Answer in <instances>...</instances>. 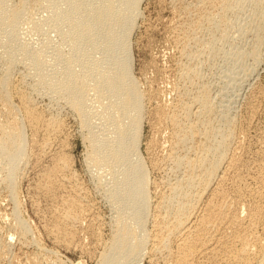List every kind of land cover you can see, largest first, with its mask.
Masks as SVG:
<instances>
[{"label":"rangeland","instance_id":"obj_1","mask_svg":"<svg viewBox=\"0 0 264 264\" xmlns=\"http://www.w3.org/2000/svg\"><path fill=\"white\" fill-rule=\"evenodd\" d=\"M217 1L213 0L212 3V0H141L138 15L125 45L108 38L98 41L92 47L86 44L87 41L81 43L82 64L75 65V72L80 74L83 66L92 76L112 73L116 71L117 63L124 60L128 63L130 77L135 80L144 96L136 145L132 150H124L126 165H115L112 168L96 165L89 159L91 144L88 134L101 139L103 146L107 147L108 144L114 143L117 132L115 121L106 116L107 110L104 111L101 107L108 105V97L112 99L104 85H99L105 93L104 97H99L93 90L85 94L87 126H84L80 114L72 108L59 89L57 77L64 75L65 56L73 48V41L65 33L68 27L57 13L56 8L61 4L60 0H26V5L15 24H0V78H9L12 89H19L28 96L27 99L32 101L42 120L35 132L19 113V103L15 99L12 100L26 147L24 158L22 157L17 168L16 193L13 196L15 200L11 198L12 194L5 182L8 165L0 150V264H96L100 253L106 250L110 243L117 216L129 215L130 195L124 187L122 177L127 167L135 166L137 160L144 166L146 194L150 201V209L146 212L148 222L146 221L144 226L148 233L153 229L151 217L157 211L156 206L161 202L166 203L165 206L168 207L166 199L175 198L177 186L182 185L187 189L190 187L189 192H197L198 186L191 187L187 182L189 174L185 161L197 157L202 144L215 145L220 141L218 129H223L226 135L231 133L228 136L230 142L224 147L226 150L219 172L225 167V161L236 153V158L240 161L238 171L243 176L246 171L253 173L251 164L253 165L252 162L264 148V95L261 93L264 89V42L261 41L264 40V19L261 20V16L264 13L259 12L260 7L256 6L259 3L251 0H238L231 9H224V5ZM7 5L15 8L18 1L7 0ZM208 13L214 15V18L217 17L213 19V23L210 22L213 26L209 25V21L202 19L210 16ZM218 17L220 20L216 22ZM202 20L206 26L198 24V21ZM220 21L222 27L219 25ZM214 27H217V30ZM209 35L211 37L208 39ZM206 39L210 44L212 42V46H209ZM212 39L213 41H210ZM259 41L263 45L258 46ZM203 90L214 108L210 115L213 125H209V128H217L214 135L209 137L210 140L205 135L207 128L200 123L203 116L198 113L199 104L194 100ZM184 103L189 106L188 114L182 113ZM170 111H176L182 116L181 125H196L197 132L194 137L177 141V136L166 118ZM8 112L0 106V124L11 119ZM223 113L226 116L230 113L227 116L228 124L227 120L222 122ZM52 118L59 122V126L56 131L47 134L49 143L44 145L45 122ZM214 128H211V131ZM180 159H183V162L179 164ZM63 160L65 167L59 168L60 171H57L54 180L57 183L55 187L58 188H54L49 196L42 192L40 194L41 190L35 187L40 181L39 174L49 170L57 162L63 163ZM233 187L231 180L224 184L227 194L232 192ZM207 189L201 192L203 200L208 198ZM199 207L201 208V203L196 206L193 216L200 211ZM69 208L73 211L77 209L76 212L83 210L81 217L78 220H66L65 212ZM16 213L20 214L18 216L27 224L28 232L25 234L18 229ZM56 228L59 234L61 231L69 232V237L57 238V242L51 235L56 233ZM8 239L6 249L3 242ZM150 242L149 240L145 243L142 254L144 259L151 247ZM163 257L165 256L160 255L157 263H161ZM142 258L139 261L132 260L131 264H147Z\"/></svg>","mask_w":264,"mask_h":264},{"label":"bare ground","instance_id":"obj_2","mask_svg":"<svg viewBox=\"0 0 264 264\" xmlns=\"http://www.w3.org/2000/svg\"><path fill=\"white\" fill-rule=\"evenodd\" d=\"M17 1H18V6L15 8H10L7 5V0H0V24L12 25L17 22L19 16L21 15L26 5V0H17ZM218 1H220L221 4L224 5V9L225 8L231 9L238 2V0H218ZM60 2L61 4H59L58 8H56L57 13H59V15L63 18L64 22L66 23L68 27L65 33L67 34V37L73 41V48L65 56L66 65H65L64 75L57 77L59 89L62 90L64 97L69 101L72 108H74L75 111L80 114V117L82 118V123L84 124V126H87L88 117H87V114H86L87 112L85 109L86 108L85 94L88 91L93 90L98 93L99 97H102V96L104 97L105 93L101 90L99 86L101 84L104 85L106 91L108 92L107 94H109L112 97V99L108 97L109 99V102H108L107 98H102V99H107L106 102H108V105L107 106L101 105V107L103 108L104 111L107 110V113L105 115L115 121V124L117 126V132H116L114 143L108 144L107 147L103 146L101 139H98L96 137L93 138L92 137L93 134L91 136V133L88 134L90 135V137L89 136L88 137L90 141L89 143L91 144L90 152H89V159L96 165H100V166L105 165L110 168H112L115 165H120V164L126 165V162H125L126 158H124V150H132L136 145V140H137V136L139 132V121H140L139 117H140V111H141V106H142L141 104L143 101L142 98L144 97L143 94H141L140 90L138 89L135 83V80H133L130 77V74L128 72L129 70L128 63H126V61L124 60H121L120 63H117L118 65H117V69L115 72H112V73L105 72V74H102L99 76H92L88 74L84 70L83 66H82V71L80 72V74H78L77 72H75V65L77 63H81L80 58H81L82 49H83V46L81 43L83 41H87L86 44L92 47L98 41L108 38L112 41L115 40L117 43L121 45H125L127 37L129 36L132 30V27L134 25L135 19L138 15V12H139L138 6L141 3V0H118V1L95 0L92 2L91 0H60ZM251 2H254L256 4L259 3V5H256V6L260 7L259 12H261L262 14L264 13V0H251ZM212 3H213V0H212ZM218 9L220 10V7ZM225 11L226 10H224V12ZM218 14H219V11H218ZM213 16L210 15V16H207V18L202 17V19H204V21H207V22L209 21L208 22L209 25L213 26L212 21L213 19L217 18V17L214 18ZM262 19H264V15L261 16V20ZM197 20H198V17H197ZM218 20H220L219 17L217 21L216 20L215 21L218 22ZM204 21L203 20L200 22L198 21V24H203L202 22ZM210 22L212 23L210 24ZM221 24H222V21H220L219 25L221 26ZM219 25L217 26L219 27ZM196 27L198 28V25ZM201 27L203 26L201 25ZM214 29L217 30V27L216 28L214 27ZM218 31H216V33ZM222 35L224 37V34ZM115 37L117 38L115 39ZM210 37L211 36L209 35L208 39ZM213 39L210 41H213ZM207 41L209 42V40ZM214 41L216 42V39ZM261 41L262 43L264 42V40H261ZM208 44H210V42ZM211 44L209 46H212ZM260 44L261 42L259 41L258 46ZM263 49H264V46H263ZM209 50H211L210 47H209ZM259 51L262 52L260 48H259ZM194 53L196 54L197 52H194ZM197 54L199 55V53ZM258 54H261V53L258 52ZM176 74L178 73L176 72ZM16 90H19V89L11 88L9 78L4 77V76L0 78V106L4 108L5 111H9L8 113H10L11 115L10 117L11 119L6 120L4 123L0 124V150L3 152L6 158L7 165H8V169L5 175V182L10 190V193L12 194L11 198H14V200H15V197L13 196L16 193L15 180H16V176H18L17 168H18L19 162L21 161L24 155V150L26 146L24 143L25 139H24L23 131L21 127L19 126V120L17 116L18 114L16 115L14 111L15 107L13 105L12 100L15 99L19 103V108H20L19 113L23 115V118L26 119L27 124L31 128H33L35 132H37L38 124L42 123V120L40 119L36 111L37 109H35L34 106L32 105L33 104L32 101H29V99H27L28 96H25L23 92H21L20 90L19 91H16ZM261 93L264 95V89L261 90ZM99 99L98 101L100 102ZM194 100L199 104L198 113L200 116H203L201 117L202 119L200 123L203 124V127L207 128L206 131L205 130L204 131L206 133L205 134L206 137L209 138L211 135L212 136L214 135L215 130L217 129L214 127L209 128V125L210 126L213 125L210 115L213 113L214 108L210 104L209 102L210 100L207 98L205 90L199 92L195 96ZM188 107L189 106H187L184 103V106H182L183 114H186L187 110L189 109ZM263 108L264 107H262V110H264ZM224 114L225 113L221 115L222 122L224 120L228 121L227 116L230 113L227 116L226 114L225 115ZM181 117L182 116H180L176 111H170L169 115H167L166 117L169 123L171 124L172 129L175 132L174 134L177 136V141L184 140V139L187 140L191 136L194 137L195 133L197 132L196 131L197 128L195 127L196 125L195 126L181 125L180 124ZM234 120H235V117H234ZM58 123L53 118L45 122L44 129H45L46 134L43 136L44 145H47L49 143L47 134L52 133L54 130L56 131L57 126H59ZM226 123L228 124L229 121ZM227 124H225V126ZM218 127H221V126H218ZM211 128L212 129L214 128V130L211 131ZM217 131H219L218 136H220V141H218L215 145L213 143H212L213 145H209L208 143L207 144L204 143L202 145L199 144L201 145L199 155L193 159H186L185 161L188 167L187 170L189 174L187 177V180H188L187 182L191 187L192 185L198 186L199 191L197 190V192L194 193L193 192L194 190H193L192 191L194 193L193 194L192 192H189L188 190L190 189V187H188L187 189L186 187L182 185L177 186L176 187L177 192L175 193V198L172 197V198L166 199L168 200L167 201L168 207L165 206L166 203L164 204L161 202H160L161 207L163 209L159 207L160 203H158V205L156 206L157 211L155 212V214L153 213L151 217V225L153 226V229L148 231V233H146L144 226H145V222L146 221L148 222V219L146 220V216H147L146 212H147V209H150L149 208L150 201H148L149 199L146 194V180H145L144 166L141 164L139 160H137L135 166L127 167L128 169L123 175L122 181H123L124 187L126 188V190L128 191L130 195L129 215L119 214L117 216V219L115 220L116 221L115 230L113 232L111 240L109 241L110 243L106 250L104 251L101 250L103 252L100 253L101 254L99 257L100 259L97 261L96 264H131L132 260L139 261V259L143 257L142 255L143 249H144V246L146 247L145 243L146 241L149 242V240L151 241L150 242L151 247L149 248V252L145 255V259L144 257L142 258L145 260L147 264H264V153L262 154V152L264 151V148H263V151L261 150L262 152H260V154L257 155L254 162H252L253 165L251 164L253 168V173H250L251 171L250 172L246 171L247 170L246 168L250 167V165H248V167L245 168V171H246L245 176H243L238 171L240 161L238 160V158H236L237 157L235 155L236 153H233L228 158V160L225 161V164H224L225 167L223 168V170H221V172H219L220 167H221L220 166L221 160H224L223 154L225 152L224 150H226L224 147H226L225 145H227V143L230 142L228 140L230 138V137L228 138L230 132L226 131L228 132V134L226 135L223 129H220V130L218 129ZM229 131H230V126H229ZM39 147L41 148V146ZM181 160L183 159L179 160L178 162L179 164L180 162H183ZM62 162L63 163L61 164L57 162L55 163V165L52 163L53 166L51 165L52 167L49 170H47L46 172L44 170V172L42 171V173L39 174L40 181L38 182V185H36L35 187L36 189L38 188L41 190L40 194L42 192L45 195L49 196L52 193L51 191L54 190V188H58V187H55V184L57 183H55L54 180H55L57 171H60L59 168H61V166L65 167L64 166L65 160H63ZM248 176L249 178H247ZM57 178H58V175H57ZM230 180L233 181L234 187H233L232 192L231 193L229 192V194H227L225 192L226 189L224 188V184L225 182L230 181ZM61 184L63 183L61 182ZM194 189L196 188L194 187ZM206 189L208 191V198L203 200L202 199L203 194L201 192H204L203 190H206ZM81 198H82V195H81ZM199 203H201V208L199 207L200 211L197 212V215L195 214L196 216H193L194 214L193 211L196 209V206ZM18 204H19V201H18ZM36 207L37 206H35V208ZM45 208H47V206ZM76 211L77 209L73 211L72 209L69 208V210L65 212V217H67L65 219L68 220L70 218V220L71 219L78 220L81 217L80 214L81 212H83V210H80L78 212ZM18 215L20 214L16 213L15 215L16 220H17L16 222L19 227L18 229H20L21 233L25 234L28 232L27 224L24 222L23 219H21L22 217L20 218ZM15 228L17 227L15 226ZM57 231L58 230L56 228L55 230L56 233L51 234L53 237H55L54 239H56L57 242H58L57 238L59 239H61V237L67 238L70 235L69 232L59 231L60 232L59 234ZM5 241L6 242H3V247L9 244L8 243L9 239ZM1 245L2 244H0V246ZM160 255L165 256V257H163V260L161 261V263H157L159 261L158 259ZM34 264H38V263H34Z\"/></svg>","mask_w":264,"mask_h":264}]
</instances>
